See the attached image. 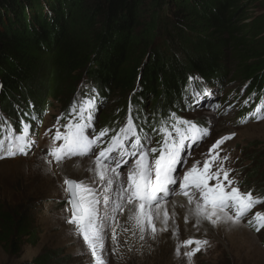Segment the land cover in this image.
Instances as JSON below:
<instances>
[{
    "label": "trees",
    "instance_id": "1",
    "mask_svg": "<svg viewBox=\"0 0 264 264\" xmlns=\"http://www.w3.org/2000/svg\"><path fill=\"white\" fill-rule=\"evenodd\" d=\"M197 77L225 94L228 79L241 82L243 91L230 93L243 121L264 103V0H0L5 128L19 131L27 123L36 137L53 102L63 104L69 120L73 106L91 98L90 128L97 127V135L108 130L104 146L130 113L140 136L151 135L157 147L162 127L176 118L205 127L183 116L203 87ZM116 99L117 110L102 115L106 102ZM254 145L251 161L241 158L236 168V182L264 197V150ZM35 215L30 202L13 207L0 201V247L7 254L37 244ZM21 264L72 263L49 249Z\"/></svg>",
    "mask_w": 264,
    "mask_h": 264
},
{
    "label": "snow or ice",
    "instance_id": "2",
    "mask_svg": "<svg viewBox=\"0 0 264 264\" xmlns=\"http://www.w3.org/2000/svg\"><path fill=\"white\" fill-rule=\"evenodd\" d=\"M94 107L91 98L79 107L73 106L74 119L62 126L65 131L56 129L48 149V156L52 159L47 160L50 165L55 161L57 166L73 157H88L91 161V166L86 169L91 173L89 180L65 177L62 187L67 193L68 211L71 213L66 223L73 226V235L82 239L93 264H107L104 255L107 232L105 219L101 217L102 204L111 205V213L127 208L140 240H145L146 236L156 239L160 232L168 231L172 218L170 196L183 198L180 207L188 208L196 218L197 227L202 221L213 227L222 223L238 224L248 218L257 205L264 204V197L254 196L251 191L241 192L235 186L237 182L230 178L231 170L223 166L228 157L219 158L216 152L231 136L222 137L209 149L206 154L208 159L202 166L200 161H195L191 168L185 170L186 157L192 155V145L199 146L210 135L208 128L192 120L176 118L170 127L167 124L162 127L158 146L151 147V139L140 136L129 116L126 124L103 146L108 130L102 129L95 137L87 134V129L92 126L90 121ZM250 115L264 120V103ZM242 122L247 123L246 120ZM30 128L31 125L25 123L19 131L9 126L0 133V160L29 154L35 144ZM57 141L62 143L57 146ZM218 158L221 162L214 163ZM125 165L129 166L122 174L121 169ZM96 184L104 186L102 195ZM113 185H118L117 196L122 203L113 201L110 195ZM175 203L171 201L173 206ZM105 216L115 219L114 215H109L107 208ZM157 220L161 223L160 228L157 227ZM247 223L257 232L264 229V212H255ZM111 240L118 244L115 231L111 232ZM208 246L210 241L207 239L189 238L178 244L176 254L179 256L181 248L186 249L183 255L190 262L196 253Z\"/></svg>",
    "mask_w": 264,
    "mask_h": 264
},
{
    "label": "rangeland",
    "instance_id": "3",
    "mask_svg": "<svg viewBox=\"0 0 264 264\" xmlns=\"http://www.w3.org/2000/svg\"><path fill=\"white\" fill-rule=\"evenodd\" d=\"M246 8H249L248 4H246ZM230 52L231 48L229 47L224 50L227 57L230 56ZM226 85V94L221 93V88L218 86L217 88L210 87V97H206L209 99L207 104H204V98L201 96L204 92L202 88L199 95L198 89L192 94L200 106L195 104L190 111L186 110L187 114L183 116L202 123L209 129L210 135L200 142L199 146L194 145L191 148L192 155L186 157L185 170L191 168L195 161H200L202 166L203 162L208 159L206 154L209 149L222 137L231 136L232 138L221 144L216 152H218L219 158L228 157L226 161H223V166L231 170L230 178L237 181L235 171L241 158L251 161L249 156L255 148L254 144L264 150V120L243 123L239 110L236 106H232L234 99L230 93L242 92L243 84L228 79ZM63 92L66 93L67 90ZM222 99L223 103L217 105ZM115 101L110 104L107 101L106 108L99 109L97 118H99L101 110H103L102 115L107 113L108 116L116 111L115 107L119 101L118 99ZM213 104L215 105L211 107ZM62 106L63 104L59 102L52 103L48 113L44 115L42 128L38 134L36 133V137L35 131L32 134L35 144L27 156L0 160V201L7 202L13 207L26 205L30 202L36 211L35 226H38L41 232L37 244L25 243L18 255H9L0 247V264L33 262L49 249L60 253L61 259H66L72 264H93V259L87 253L82 239L73 235V226L66 223V218L71 213L68 211L70 205L67 203V193L62 187L65 177L78 181L89 180L91 173L86 169L91 166V161L88 157H77L65 161L60 166H57L55 161L51 165L47 163V160L52 159L48 156V149L55 130L59 128L58 118L63 112ZM150 106L151 102L147 101L146 113L149 112ZM125 119L126 117H124V121ZM148 137L151 141L153 140L151 135ZM56 144L58 146L59 141ZM151 146L156 145L151 143ZM219 158L214 163L219 164L221 162ZM92 159L94 160V157ZM86 164L88 165L84 168L83 166ZM129 164H131V160ZM128 166L125 165L121 169L122 174ZM96 188L101 191L102 195L104 186L96 184ZM113 189V192L110 193L113 201L122 203L117 196L118 185H113ZM177 198L179 197L170 196L169 206L172 205L171 201ZM259 207L256 208L264 211L261 205ZM106 208L109 215H114L115 219H108L105 216ZM253 214H250L248 218H251ZM101 217L105 219L106 223L107 237L104 255L107 264H224L225 262L264 264V232L255 233L247 223L248 218L238 224L222 223L216 227L202 221L197 227L195 223H190L191 219L183 217L181 221L180 216L173 215L169 221L168 231L160 232L156 239L146 236L145 240H140L138 230H135L133 222L129 219L127 208L117 213H111V205L102 204ZM171 223L173 224L172 228L170 227ZM157 227H161L160 221L157 223ZM112 231L116 233L118 244H114L111 240ZM189 238L210 241V246L206 250L196 253L190 262L183 255L186 249L181 248V255L176 254L178 244Z\"/></svg>",
    "mask_w": 264,
    "mask_h": 264
},
{
    "label": "bare ground",
    "instance_id": "4",
    "mask_svg": "<svg viewBox=\"0 0 264 264\" xmlns=\"http://www.w3.org/2000/svg\"><path fill=\"white\" fill-rule=\"evenodd\" d=\"M87 87V86H86ZM79 88V87H78ZM87 90V89H86ZM83 91H85V88H84V90ZM87 93V92H86ZM85 93V94H86ZM82 95H84V94H82ZM87 165L88 164H86V165H84L83 167L85 168V167H87ZM115 186H117V185H115ZM183 198H177L176 200H174V201H176V203H175V205L174 206H169V212H170V215H171V217L173 216V215H178V217L180 216L181 217V221H182V219H183V217L185 218V217H187V219H191L192 221L190 222L191 224H193V223H195V217L188 211V208H182V207H180V202H181V200H182ZM175 207V208H174ZM189 207H191V206H189ZM158 222H159V220H157ZM157 222V223H158ZM172 223H171V225H170V227L172 228ZM221 225V224H220Z\"/></svg>",
    "mask_w": 264,
    "mask_h": 264
}]
</instances>
